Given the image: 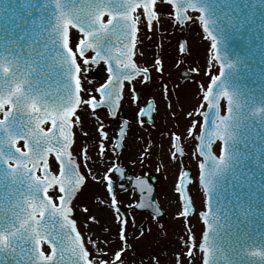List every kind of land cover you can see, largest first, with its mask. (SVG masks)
I'll return each instance as SVG.
<instances>
[{
    "label": "snow or ice",
    "instance_id": "6c2138e0",
    "mask_svg": "<svg viewBox=\"0 0 264 264\" xmlns=\"http://www.w3.org/2000/svg\"><path fill=\"white\" fill-rule=\"evenodd\" d=\"M14 2V16L0 17V264H133L128 228L135 221L118 191L135 192V207L150 216L161 210L151 176H129L119 162L131 130L124 105H135L131 119L141 128L155 125V97L141 106L135 85L163 67L147 59L143 41L158 28L195 23L207 41L205 64L191 70L203 77L200 100L160 152L178 217L203 227L199 235L190 228L179 234L170 264H242L236 257L249 246L255 264H264V142L257 156L247 140L249 122L264 123V93L257 98L241 83L247 76L264 81V0ZM233 38L243 41L239 51L229 48ZM190 48L178 41L175 50L187 59ZM97 68L102 81L92 78ZM161 88L167 98L171 88ZM141 139L137 163L149 170L156 144ZM193 155L195 176L187 166ZM89 177L102 193L95 213L80 207ZM135 260L161 264L155 251Z\"/></svg>",
    "mask_w": 264,
    "mask_h": 264
},
{
    "label": "rangeland",
    "instance_id": "374dc122",
    "mask_svg": "<svg viewBox=\"0 0 264 264\" xmlns=\"http://www.w3.org/2000/svg\"><path fill=\"white\" fill-rule=\"evenodd\" d=\"M201 32L202 27L199 23L193 24L187 30L165 26L164 28H158L155 35L148 32L141 50L148 60L159 59L162 62L163 72L153 71L151 81L138 83L135 87L140 89L141 106L144 101L152 100L153 96L155 97L157 105L156 123L154 126L141 128L135 120L131 119L136 111L135 105L125 104L122 113L124 118L130 120L131 130L128 134L127 144L119 157V162L123 165H131L130 174L132 175L144 174L145 169L137 163L138 153L143 145L141 137L148 138L150 143L156 144L154 157L148 159L146 163L148 168L160 179L157 187V199L168 217L167 221H163L160 218L155 219L148 213H135L132 216L135 221L134 227L130 225L128 228L129 241L135 247V256H138L141 252L155 251L160 256L161 264H170L169 257L172 255L174 243L181 232L187 235V230L190 228L193 233L199 235L203 225L202 221L196 218H193L189 223L187 219L182 220L178 217L175 208L176 197L172 172L171 169L165 168L168 157L166 153L160 152V148L167 145L173 126H177L182 131L181 124L187 119L186 111L200 100L197 85L203 82V77L197 72L185 79L180 75V70L183 68L192 70L194 67L205 64L207 41L201 36ZM178 38L185 39L191 45L187 59L184 58L183 53H178L175 50ZM94 73H97L98 77L95 78ZM94 73L92 76L94 80L101 81L105 78V73L99 68ZM162 84H167L172 90L167 98L161 95ZM168 104H171L172 108L167 107ZM173 111L175 115H173ZM177 116H179V119H177ZM85 127L89 131H94L91 121L86 120ZM111 128L113 134H115L116 124H111ZM194 161L195 156L193 155L187 161V166L195 176L197 165ZM192 194L196 195L195 187ZM101 195L102 193L97 191L95 182L89 177L87 186L83 188L80 195L82 202L80 207H88L95 213ZM118 195L121 204L124 206L136 200V194L133 191L118 192ZM196 207L202 209L203 203L200 199L196 200ZM143 223L147 224V233H143L141 230ZM135 256L129 255V259L132 260L133 264H136Z\"/></svg>",
    "mask_w": 264,
    "mask_h": 264
},
{
    "label": "water",
    "instance_id": "95a60500",
    "mask_svg": "<svg viewBox=\"0 0 264 264\" xmlns=\"http://www.w3.org/2000/svg\"><path fill=\"white\" fill-rule=\"evenodd\" d=\"M250 2H257V0H250ZM18 11V6L15 4L14 0H0V17H2L5 20H9L10 18H12L14 16V14ZM261 12L259 10V5L257 4V22H259V18H260ZM5 37V33L0 30V42L3 41ZM229 48L232 51H239V49L241 48V46L243 45V41L237 39V38H233L232 40H230L229 42ZM259 67H264V65H258ZM185 76L189 75V71L184 70L182 72ZM103 80V79H102ZM101 80V81H102ZM241 83L243 85H246L249 89L253 90V95H255L257 98L264 93V81H260L258 79H254L251 76H247L246 78H244ZM247 140L250 143H256L257 144V156H259V145L261 142H264V123H262L259 119L255 120L253 119L252 121L249 122V131H248V136H247ZM127 168V172L130 170V166L126 167ZM152 185H153V197L155 200V189H156V185L158 183V181L152 177ZM121 184H123V180L120 181ZM125 188H131L130 186L125 185ZM156 201V200H155ZM204 205L202 207L201 210H204ZM132 208H136L135 206L133 207H128L125 209L127 215L130 209ZM203 227V225H202ZM145 228V226H144ZM261 229H257V232L260 231ZM253 236L256 235V233H252ZM253 243L252 240H249L246 242V244L251 245ZM258 246V244H257ZM252 247H248L247 251L245 253L242 254L241 257H236V259L241 260L242 264H255L256 261H258V257H252L250 256L248 253H250L252 251Z\"/></svg>",
    "mask_w": 264,
    "mask_h": 264
}]
</instances>
